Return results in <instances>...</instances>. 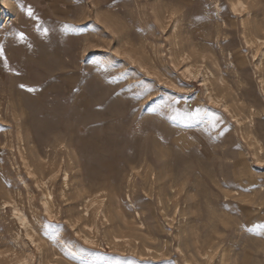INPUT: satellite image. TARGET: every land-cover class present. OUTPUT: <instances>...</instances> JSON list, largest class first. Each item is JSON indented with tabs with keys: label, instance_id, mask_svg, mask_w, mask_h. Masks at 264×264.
<instances>
[{
	"label": "rangeland",
	"instance_id": "1",
	"mask_svg": "<svg viewBox=\"0 0 264 264\" xmlns=\"http://www.w3.org/2000/svg\"><path fill=\"white\" fill-rule=\"evenodd\" d=\"M0 50V264H264V0H0Z\"/></svg>",
	"mask_w": 264,
	"mask_h": 264
},
{
	"label": "snow or ice",
	"instance_id": "2",
	"mask_svg": "<svg viewBox=\"0 0 264 264\" xmlns=\"http://www.w3.org/2000/svg\"><path fill=\"white\" fill-rule=\"evenodd\" d=\"M27 15L29 16V17H32V15H33V13H32V10L29 8L28 9V11H27ZM197 19L198 20H200V19H202L201 17H197ZM65 33H68V32H75V31H77V29L76 28H74L73 26H70V25H67V24H65V25H63V29H62ZM47 29H45V34H47ZM20 39L21 40H23L24 39V37H23V35H21L20 36ZM3 55V51L2 50H0V56H2ZM196 77H193V79H195ZM20 87L21 88H24L25 86L24 85H20ZM29 91H32V89H29ZM175 98L173 97L172 98V103L173 104H175ZM152 103H155V101L153 100L152 101ZM170 119H172V120H177V119H179V116L178 115H175V116H172V117H170ZM189 119H191V118H189ZM183 122V121H182ZM185 126H189V124H187V123H185ZM5 207H7V205H5ZM41 224H42V231H48L49 229H51L52 231H56V228H55V226H52V225H45L43 222H41ZM49 236H51V232H49ZM22 264H27V261H23L22 262ZM168 264H171V262H168Z\"/></svg>",
	"mask_w": 264,
	"mask_h": 264
}]
</instances>
